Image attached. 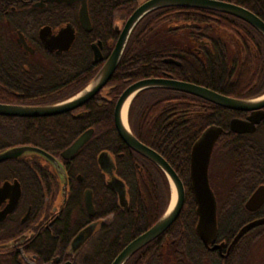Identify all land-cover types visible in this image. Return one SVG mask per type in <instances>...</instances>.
<instances>
[{"label":"flooded vegetation","instance_id":"1","mask_svg":"<svg viewBox=\"0 0 264 264\" xmlns=\"http://www.w3.org/2000/svg\"><path fill=\"white\" fill-rule=\"evenodd\" d=\"M85 1L90 19L89 28L83 24L80 17L83 0H0V103L23 106L51 105L74 96L92 81L112 52L106 54L111 45L110 40L105 41L94 33L108 31L111 23L103 19L97 21L98 16L93 13L92 8L94 0ZM127 19H121L119 14H116L113 28L118 36ZM162 28L166 29L167 26ZM209 28L219 33V37L224 40L213 43L209 38L196 39L187 42L185 47L205 59L219 49L222 56L226 55L224 61L227 62L236 61L237 55L243 57L244 52L254 54L257 58L261 53L264 54L263 41L248 44L249 51L248 47L239 41H225L233 36L230 33L232 30L219 25H211ZM245 28L257 29L251 24ZM259 32L258 36L264 37V34ZM43 37L47 40L57 38L56 46L51 48ZM88 45L91 50V54L87 55L90 63L88 68L96 69L93 75L86 69V72L78 71L82 59H86L83 50ZM94 45L100 49L103 59L95 60ZM184 56V52H172L167 58H173L177 61L175 63L181 64L180 58ZM260 57L261 59L256 61L264 64V55ZM113 76L90 100L73 110L50 116H9L22 119L19 124L24 126V131L20 132L24 135L23 140L12 147L34 146L50 154L54 160L45 154L28 151L16 158L0 162V264H91L89 257L96 250V240L111 237L115 213L108 212L109 206L104 201L112 191H115L119 198L116 187L121 182L125 185L127 197V186L121 172L126 170L129 158L126 152H114L109 147L112 144L110 125L113 122L117 131L114 119L117 101L125 89L134 83H124L125 86L116 95L114 92L120 84L112 81ZM159 77L178 79L172 76ZM134 98L129 105V124ZM112 103L114 106L111 114ZM222 108H225L226 112L216 110L213 106L202 111L203 116L208 117L204 131L211 127L221 129L209 166V178L212 176L213 181L215 172L231 176L235 171L234 165L225 160L224 150L218 147L219 144L238 138L235 136H245L242 139L261 143L264 147V116L255 125L254 131L237 132L231 129L233 119L249 121L258 111L264 113V107L249 111L223 106ZM14 122L16 120L6 127L8 133H0V141L9 139L15 142L14 127L17 124ZM87 132L90 135L80 149L73 154L67 152L80 136ZM7 134L9 136H6ZM122 141L132 149L123 139ZM107 145L109 146L106 147ZM8 148L0 149V152ZM137 153L140 156L136 163L141 165L140 170L145 172V161H141V158L147 157ZM250 159L251 165L258 167L254 156ZM261 185H264V182L258 187ZM88 190L92 193V211L88 209L85 200ZM97 192L104 194L97 196ZM17 193L19 196L16 202ZM118 201L119 206L124 210L128 209V198L126 204H122L120 199ZM263 206L264 204L253 212L259 211ZM91 226L92 232L87 240L78 249L74 248L73 240L82 230ZM262 230L264 224L248 231L253 237V247L256 244L255 237ZM216 243L221 242L216 240ZM228 245L225 244L222 253L219 249L213 251L218 252L222 258H227L230 253L227 256L224 254L227 253Z\"/></svg>","mask_w":264,"mask_h":264},{"label":"trees","instance_id":"2","mask_svg":"<svg viewBox=\"0 0 264 264\" xmlns=\"http://www.w3.org/2000/svg\"><path fill=\"white\" fill-rule=\"evenodd\" d=\"M143 1L145 0H94L92 8L93 13L98 16L96 20L103 19L111 23L108 31L94 33L105 41L110 40L107 55L114 48L118 38V33L113 28L116 14L126 20ZM225 1L240 4L264 20V0ZM211 25L232 30L230 33L233 36L225 41H239L247 47L248 44L264 42V37L258 36L260 32L257 29L245 28L246 25H250L248 22L222 11L177 6L156 9L144 16L130 35L112 78L113 82L120 84L114 94L120 93L125 86L124 83L128 85L143 78L159 76H172L195 82L237 98H252L263 94L264 64L256 60H260V56L264 54L261 53L257 58L258 56L254 54L244 52L243 57L237 55L236 61L227 62L224 61L226 55L222 56L219 49L205 59L185 47L187 42L196 39L209 38L213 43L224 40L219 37V33L209 28ZM247 50L250 51V48ZM90 51L89 45L83 50L86 59H82L78 71L81 73L90 71L93 75L96 69L93 71L88 68L90 63L87 55L91 54ZM172 52L185 53V56L180 58L181 64L164 61ZM113 106L114 103L111 104V114ZM211 106L226 112L222 106L201 97L163 87L145 89L134 98L130 109L131 129L142 142L160 152L175 168L184 182L186 200L180 216L168 230L136 252L125 264L251 263L253 243L251 232L241 237L227 258H222L218 252L210 250L204 244L196 230L198 214L192 190L191 152L208 121V117H204L202 111ZM13 120H16L14 123L17 124L14 127L16 140L0 141V149L12 147L24 138L20 133L24 126L19 124L22 119L9 116H0L1 135L8 133L6 127L11 125ZM110 128L112 144L106 147H111L114 152L124 151L129 158L126 170L121 172L127 186L128 209L124 210L118 205L119 198L115 191L105 199L104 202L109 206L108 212L115 213L113 231L111 237L96 240L94 247L96 250L89 257L92 261L88 259L91 264H111L127 244L160 219L171 199V186L165 172L154 162L141 158V161H145L146 170L142 172L141 165L136 163L140 155L126 146L115 130L113 122ZM235 137L241 138L227 140L218 145L224 150L225 160L235 167L230 178L233 183L229 185L224 197L220 191L218 192L210 176V184L218 203L217 241H225L226 245L238 233L237 228L249 220L264 216V206L257 212L246 208V202L255 188L264 182V147L261 143L242 139L245 136ZM251 156L256 159L258 167L251 165ZM100 194L104 193L97 192V196ZM259 234L255 237V242L264 237V230Z\"/></svg>","mask_w":264,"mask_h":264},{"label":"water","instance_id":"3","mask_svg":"<svg viewBox=\"0 0 264 264\" xmlns=\"http://www.w3.org/2000/svg\"><path fill=\"white\" fill-rule=\"evenodd\" d=\"M57 1L70 2L72 0ZM167 6L205 8L222 11L243 19L264 34V20L252 10L236 3H231L223 0H145L141 2L128 17L125 25L120 30L118 39L110 56L108 57L102 68L98 71L92 81L80 92L61 102L44 106H23L0 103V115L25 117L50 116L70 111L83 105L96 93H98L99 90L103 88V86L111 79L120 64L130 35L139 21L148 13ZM80 17L83 24L89 28L90 19L88 14L87 2L85 0H83V4L80 10ZM43 38L45 41L47 40L45 37ZM71 39L73 38L71 37ZM56 40L57 38L48 39L46 43L51 48H53L56 46ZM94 47L95 60L98 61L100 59H103L100 49L97 47V45H94ZM165 61L177 62L173 58H167L165 59ZM154 87L169 88L190 93L230 109L249 111L261 109L264 107V94L249 99L235 98L223 95L217 91L199 84L174 79L171 77L144 78L132 83L129 87H127V89H125V91L121 94L117 101L114 112L117 131L128 146L152 160L165 172L171 186V199L166 211L160 217V219L150 228L134 238L129 244H127L115 257L111 264H125L136 252H138L144 246L166 232L168 228L180 216L186 200V189L184 182L175 168L160 152L138 139L129 124L128 113L127 124L124 122L123 116L126 102L130 98L132 100L134 96L140 91ZM254 115V117H250L249 121L233 119L231 122V129L237 132L254 131L256 127L255 125L261 121L264 113L262 111H258ZM220 132L221 129L219 128H208L194 144L191 152L190 170L192 190L197 202V233L207 247H209L211 250L219 249L222 253L226 243H216L218 233V203L214 190L211 187L209 178V166L212 152ZM89 135L90 133L87 132L80 136V138L69 148V150H67V152H70L72 154L77 152L88 139ZM28 151H36L45 154L47 157L54 160V158L44 150L34 146L24 145L14 146L1 151L0 162L11 158H16ZM5 186L8 185L5 184ZM116 189L119 193L120 202L122 204H126L127 197L124 183H118ZM18 196L19 193H17L15 201L18 200ZM85 200L88 209L92 211L93 199L90 190L86 192ZM263 204L264 185H261L253 192L251 197L248 199L246 208L250 211H255L259 209ZM261 224H264V216L250 221L242 226L233 240L229 243L227 253L224 254V256H227L233 250L236 243L245 233H247L253 227ZM91 232L92 226L82 230L79 235L73 240L72 246L76 249L81 247V245L87 240ZM211 244L213 245L211 246Z\"/></svg>","mask_w":264,"mask_h":264},{"label":"rangeland","instance_id":"4","mask_svg":"<svg viewBox=\"0 0 264 264\" xmlns=\"http://www.w3.org/2000/svg\"><path fill=\"white\" fill-rule=\"evenodd\" d=\"M231 176L224 175L222 173H216L213 177L215 186L220 191L221 196L224 197L226 190L228 189L229 185L233 183L231 181ZM252 259L250 264H264V237H260L259 240L256 242L254 247L252 246L251 251Z\"/></svg>","mask_w":264,"mask_h":264},{"label":"bare ground","instance_id":"5","mask_svg":"<svg viewBox=\"0 0 264 264\" xmlns=\"http://www.w3.org/2000/svg\"><path fill=\"white\" fill-rule=\"evenodd\" d=\"M130 100L131 98L126 102L125 104V107H124V122L127 124V113H128V110H129V105H130Z\"/></svg>","mask_w":264,"mask_h":264}]
</instances>
